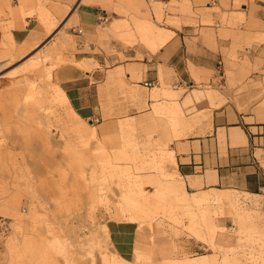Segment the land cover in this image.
Returning <instances> with one entry per match:
<instances>
[{
	"label": "rangeland",
	"instance_id": "obj_1",
	"mask_svg": "<svg viewBox=\"0 0 264 264\" xmlns=\"http://www.w3.org/2000/svg\"><path fill=\"white\" fill-rule=\"evenodd\" d=\"M79 1H0V264H264V190L252 199L190 207L185 197L192 203L214 196L187 192L183 182L176 187L181 181L168 161L180 141L203 132L209 113L195 102H225L224 81L235 101L255 105L264 120V29L253 34L244 18L227 22L225 14L234 44L219 83L207 75L177 88L163 81L159 67V83L146 87V67L128 64L155 60L171 37L159 28H179V13L194 24L201 16L212 25L211 17L191 12L186 0H83L101 13L88 37L79 34L78 20L62 29L69 10L63 3ZM234 9H242L239 0ZM45 11L53 25L40 22ZM27 18L44 38L11 42ZM67 68L100 71L94 117L72 107L57 76ZM164 91L172 96H159ZM123 231L133 232L130 257L112 241Z\"/></svg>",
	"mask_w": 264,
	"mask_h": 264
},
{
	"label": "crops",
	"instance_id": "obj_2",
	"mask_svg": "<svg viewBox=\"0 0 264 264\" xmlns=\"http://www.w3.org/2000/svg\"><path fill=\"white\" fill-rule=\"evenodd\" d=\"M82 1L80 0L75 7L63 3V6H67L69 10L66 12L62 29L69 23L78 20L77 27L84 32V36L91 37L100 25L101 13L96 10V7L84 5ZM186 1L190 4L191 12L202 11L211 17L214 24L204 25L201 16L197 17V22L194 24L189 22L194 21L192 17L179 13L177 16L180 21L179 28L174 27L167 30L158 27L159 30L170 34L171 37L163 47H159L155 51H159L155 60L128 64L146 67L145 70L143 68L141 74L144 84L146 82L151 85L159 83L161 78L159 67L162 68L163 81L177 88L192 86L195 83V78H205L207 75L209 82L217 80L219 83L218 75H222L221 78L226 76L225 69L234 44L233 27L228 24L223 25V16L228 15L227 22L232 21L233 17L244 18L245 22L254 28L251 32L253 34L264 29L263 0H255L254 2L239 0L241 10L234 9L236 0ZM102 13L104 12L102 11ZM39 19L45 26L53 25V15L46 11L40 15ZM242 28H245V25H242ZM53 29L52 27L49 29L50 34ZM142 29L152 28L142 26ZM201 30H209L210 32L206 36L201 34ZM2 38L3 31L0 26V42ZM43 38L44 31L35 25L32 18H27V26L13 29L10 34L11 42L16 41L17 44ZM43 58L49 59V56ZM39 61H33L31 65H36ZM119 67H125V65L119 63L116 68ZM99 73V70L83 71L77 68H67L57 73L60 84L72 107L83 118L94 117L97 109H100L97 91L102 80ZM130 79L131 75L128 74L127 80ZM221 88L225 95V102L221 105L218 106V101H215L213 107L208 99L195 102L196 108L209 113V118L203 122L205 127L202 128V134L180 141L177 153L168 151V156L174 157L176 162L174 178L181 181L175 184L176 187L183 189L184 184L186 191L189 189L194 194L202 193L199 197L204 194L214 196V198L194 199L193 202L191 201L192 203H190V199L185 197L184 200L188 202L190 207L192 204L201 205L210 201L221 203L223 200L220 201V197L223 194L233 199L235 197L252 199L259 196L254 193L264 190V165L262 164V161L264 162V120H260L259 115L254 111L255 105L251 103L246 105L244 102H237L233 99L234 90L228 86L226 81ZM156 89L162 90L159 87ZM94 91L95 95H92ZM161 95L172 96L171 92L167 91L159 96ZM216 97L214 94L210 95L211 100H215ZM259 103L262 104L261 101ZM239 107L246 110L240 111ZM258 153H261L262 159L257 157ZM169 163L172 166V163ZM182 182L183 184H181ZM229 190L244 193L242 196L228 192ZM208 191L211 192L207 193ZM191 230L193 235H197L196 226H192ZM132 235V231L114 232L112 234L115 247L124 257L132 255L134 246Z\"/></svg>",
	"mask_w": 264,
	"mask_h": 264
},
{
	"label": "bare ground",
	"instance_id": "obj_3",
	"mask_svg": "<svg viewBox=\"0 0 264 264\" xmlns=\"http://www.w3.org/2000/svg\"><path fill=\"white\" fill-rule=\"evenodd\" d=\"M164 153H160L159 154V159H160V161H161V164H162V166H163V169H165V160H164ZM168 161L169 162H171L172 163V167L174 168V169H176V162H175V159H174V157H169L168 156ZM222 193V192H221ZM223 194V193H222ZM219 196V195H218ZM217 197V196H216ZM220 199L221 200H225L226 199V196L223 194V195H221V197H220ZM198 264H204V263H198Z\"/></svg>",
	"mask_w": 264,
	"mask_h": 264
},
{
	"label": "built area",
	"instance_id": "obj_4",
	"mask_svg": "<svg viewBox=\"0 0 264 264\" xmlns=\"http://www.w3.org/2000/svg\"><path fill=\"white\" fill-rule=\"evenodd\" d=\"M79 34H83V31L81 29L78 30ZM146 87H151L152 85L148 82L145 83Z\"/></svg>",
	"mask_w": 264,
	"mask_h": 264
}]
</instances>
